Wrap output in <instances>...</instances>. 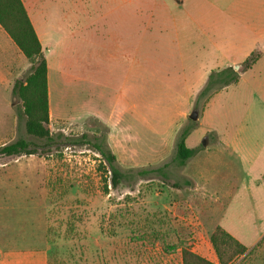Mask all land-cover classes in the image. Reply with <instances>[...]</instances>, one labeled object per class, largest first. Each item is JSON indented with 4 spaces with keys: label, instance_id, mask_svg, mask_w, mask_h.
<instances>
[{
    "label": "rangeland",
    "instance_id": "rangeland-1",
    "mask_svg": "<svg viewBox=\"0 0 264 264\" xmlns=\"http://www.w3.org/2000/svg\"><path fill=\"white\" fill-rule=\"evenodd\" d=\"M57 4L35 0L39 21L44 12H56ZM66 8L73 10L72 2ZM15 52L0 66V147L25 139L39 151L0 157L3 237H24V249L47 253L56 247L69 264H176L178 248L206 244L207 233L219 226L249 229V164L226 144L237 140L248 146L264 126V82L257 73L242 70L259 51L247 58L244 51H224L215 67H202L186 58L187 52L177 51L160 66L147 63L144 81L142 74L140 81L132 78L128 84L121 79L61 84L52 104L63 119L52 115L51 143L26 134L22 101L13 88L29 76L32 63L18 49ZM146 53L154 55L153 50ZM72 54L64 66L71 72ZM210 54L214 58L216 52ZM230 67L242 70L238 81L202 96L209 77ZM193 112L199 114L197 121L189 118ZM90 113H98L104 122L86 120ZM192 123L187 146L201 149L205 131L213 139L218 134L225 145L221 155L214 142L208 150L203 148V159L194 166L203 173L206 192L193 191L187 178L193 166L181 167L176 158L180 133ZM95 144L116 156L123 174L116 189Z\"/></svg>",
    "mask_w": 264,
    "mask_h": 264
},
{
    "label": "crops",
    "instance_id": "crops-1",
    "mask_svg": "<svg viewBox=\"0 0 264 264\" xmlns=\"http://www.w3.org/2000/svg\"><path fill=\"white\" fill-rule=\"evenodd\" d=\"M22 1L47 61L50 119L52 115L63 119L52 104L54 91L60 92L61 84L78 85L90 81L108 84L119 79L128 84L132 78L140 81L142 74L144 81L147 63L160 66L162 60L171 61V57H176L174 52L177 51L187 52L186 58H194L202 67L219 66L217 59L225 56L224 51H244L246 58L259 51V58L248 72L257 73L256 77L264 82L261 74L264 0H57L58 10L44 12L41 21L35 12V0ZM71 2L73 10L66 8ZM243 34L247 35L244 40ZM84 45L89 46L88 51L81 50ZM16 49L18 47L0 26V66L4 61H10L11 52L15 55ZM147 49L153 50L152 57L146 53ZM71 51L72 72L64 67ZM211 51L216 52L213 55L216 59L212 58ZM180 58L183 59V55ZM128 97L127 90V100ZM88 118L104 122L98 113H90L85 119ZM263 127L259 128L260 133L251 136L248 146L237 140L226 144V148H232L244 163L249 164L251 183L249 229L219 226L247 248V253L232 264H264ZM209 134L208 131L202 134L206 136V144L201 149L186 143L187 148L197 151L186 163L193 166L187 178L195 192H206L208 187L203 173L194 168L203 159L201 150H208L214 142L219 155L225 152L224 142L218 134L215 133L214 139ZM212 233H207L206 244L198 242L191 250L207 261L219 264L210 246ZM2 235L0 219V264H47L46 251L21 248L28 241L17 234ZM177 252L176 264H183L182 248Z\"/></svg>",
    "mask_w": 264,
    "mask_h": 264
},
{
    "label": "trees",
    "instance_id": "trees-1",
    "mask_svg": "<svg viewBox=\"0 0 264 264\" xmlns=\"http://www.w3.org/2000/svg\"><path fill=\"white\" fill-rule=\"evenodd\" d=\"M0 26L25 58L32 63V71L29 76L24 80L16 81L13 88V94L22 101L23 114L26 118V134L35 139L51 143L53 138L49 130L47 61L22 0H0ZM258 58L259 54L253 53L245 61L242 70H249ZM239 73L232 67L219 73H213L209 77L207 85L201 91V95L205 97L212 94L219 87H226L236 83ZM194 125L195 123H192L191 126L183 129L177 142L176 158L181 167H184L187 161L197 153L196 150L189 149L186 146V139L191 134ZM94 148L103 157L104 163L108 166L112 175L110 179L111 186L116 189L123 180V174L116 166V156L108 148H104L102 144H95ZM38 151V146L25 139H19L12 144L0 147V157L31 156L38 154ZM210 243L216 252L219 264H232L236 257L247 252V248L244 245L220 227L211 234ZM182 258L183 264H213L193 253L191 249L182 248ZM68 259L72 261L71 256ZM69 263V261L63 259V254L56 247L47 252V264Z\"/></svg>",
    "mask_w": 264,
    "mask_h": 264
},
{
    "label": "water",
    "instance_id": "water-1",
    "mask_svg": "<svg viewBox=\"0 0 264 264\" xmlns=\"http://www.w3.org/2000/svg\"><path fill=\"white\" fill-rule=\"evenodd\" d=\"M236 69L238 70L239 67L236 66ZM198 115H199L198 112H193L192 114H190L189 118H190L191 120H193V121H197V120H198Z\"/></svg>",
    "mask_w": 264,
    "mask_h": 264
}]
</instances>
